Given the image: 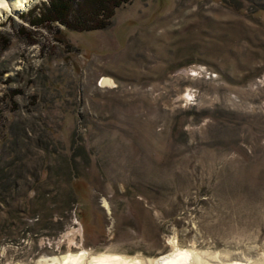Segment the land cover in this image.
<instances>
[{"label": "rangeland", "instance_id": "rangeland-1", "mask_svg": "<svg viewBox=\"0 0 264 264\" xmlns=\"http://www.w3.org/2000/svg\"><path fill=\"white\" fill-rule=\"evenodd\" d=\"M49 3L0 21V264L174 238L259 263L264 0Z\"/></svg>", "mask_w": 264, "mask_h": 264}, {"label": "bare ground", "instance_id": "bare-ground-1", "mask_svg": "<svg viewBox=\"0 0 264 264\" xmlns=\"http://www.w3.org/2000/svg\"><path fill=\"white\" fill-rule=\"evenodd\" d=\"M39 0H2L0 2V21L6 16L13 15L14 18L19 17L24 10L30 9ZM109 84L111 80L103 78L102 83ZM107 206L106 201H104ZM175 238L171 241L175 247L170 252L161 254L153 259H144L143 257H130L121 254L99 252L90 253L86 250H78L77 252H67L60 256H43L37 264H256V262L239 261L240 255L231 256L222 252L200 251L193 248L182 247L176 242ZM232 258H236L233 259ZM260 262L264 264V252L259 257ZM20 264V263H16Z\"/></svg>", "mask_w": 264, "mask_h": 264}, {"label": "trees", "instance_id": "trees-1", "mask_svg": "<svg viewBox=\"0 0 264 264\" xmlns=\"http://www.w3.org/2000/svg\"><path fill=\"white\" fill-rule=\"evenodd\" d=\"M86 1V0H85ZM89 3L88 10L97 14L99 11L106 17V20H101V26L105 24V22L111 18L113 15V11L115 8L122 6L125 2H129L130 0H87ZM72 0H50V3L43 14V18L40 21H46L50 19V21H62L63 25L71 26L68 23V17L70 12L68 8L71 6ZM99 23V24H100ZM93 29V28H92Z\"/></svg>", "mask_w": 264, "mask_h": 264}, {"label": "snow or ice", "instance_id": "snow-or-ice-1", "mask_svg": "<svg viewBox=\"0 0 264 264\" xmlns=\"http://www.w3.org/2000/svg\"><path fill=\"white\" fill-rule=\"evenodd\" d=\"M0 2H2V0H0Z\"/></svg>", "mask_w": 264, "mask_h": 264}]
</instances>
